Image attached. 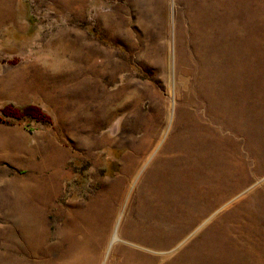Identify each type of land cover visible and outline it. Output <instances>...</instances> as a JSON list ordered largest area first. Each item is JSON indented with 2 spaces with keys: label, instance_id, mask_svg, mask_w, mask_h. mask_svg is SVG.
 <instances>
[{
  "label": "rangeland",
  "instance_id": "rangeland-1",
  "mask_svg": "<svg viewBox=\"0 0 264 264\" xmlns=\"http://www.w3.org/2000/svg\"><path fill=\"white\" fill-rule=\"evenodd\" d=\"M27 175L37 264H264V0H0V264Z\"/></svg>",
  "mask_w": 264,
  "mask_h": 264
},
{
  "label": "bare ground",
  "instance_id": "bare-ground-1",
  "mask_svg": "<svg viewBox=\"0 0 264 264\" xmlns=\"http://www.w3.org/2000/svg\"><path fill=\"white\" fill-rule=\"evenodd\" d=\"M93 59V58H92ZM58 161H63V157L56 158ZM27 162L26 164H28ZM25 164V163H24ZM31 164V163H30ZM28 164V165H30ZM51 168H54L51 163ZM34 174V171H30ZM54 176V174H53ZM39 183L43 185L40 186ZM21 210H20V225H21V235H22V248L23 252L30 254L33 258V263L37 264L39 256L37 255L40 248L41 237L43 234L41 229V217L40 211L38 210V203L40 200L50 199L52 196L55 185L54 178L49 177L48 179L34 180L29 175L21 178ZM83 212V211H82ZM81 213V212H80ZM84 213V212H83ZM119 227L115 228L112 235V243L119 239L118 236ZM90 241V238H89ZM87 253L83 251L82 245L74 246L72 251L68 252V257L70 260L64 262V264H99L100 257L99 251L95 250V253L90 252L86 248ZM125 264H137L134 260L129 259Z\"/></svg>",
  "mask_w": 264,
  "mask_h": 264
},
{
  "label": "trees",
  "instance_id": "trees-1",
  "mask_svg": "<svg viewBox=\"0 0 264 264\" xmlns=\"http://www.w3.org/2000/svg\"><path fill=\"white\" fill-rule=\"evenodd\" d=\"M1 113L5 118H11L15 120L29 119L43 123H50L52 121V117L36 105L16 107L12 104H8L4 106Z\"/></svg>",
  "mask_w": 264,
  "mask_h": 264
}]
</instances>
